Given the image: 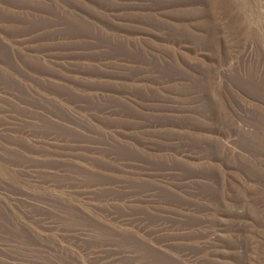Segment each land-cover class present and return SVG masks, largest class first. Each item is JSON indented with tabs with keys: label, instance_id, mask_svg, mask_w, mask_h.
<instances>
[{
	"label": "rangeland",
	"instance_id": "rangeland-1",
	"mask_svg": "<svg viewBox=\"0 0 264 264\" xmlns=\"http://www.w3.org/2000/svg\"><path fill=\"white\" fill-rule=\"evenodd\" d=\"M0 264H264V0H0Z\"/></svg>",
	"mask_w": 264,
	"mask_h": 264
}]
</instances>
